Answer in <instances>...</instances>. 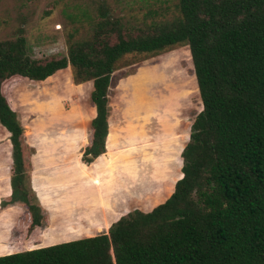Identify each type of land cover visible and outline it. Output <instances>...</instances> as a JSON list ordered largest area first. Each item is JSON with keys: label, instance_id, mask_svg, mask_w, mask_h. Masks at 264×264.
I'll use <instances>...</instances> for the list:
<instances>
[{"label": "trees", "instance_id": "16d2710c", "mask_svg": "<svg viewBox=\"0 0 264 264\" xmlns=\"http://www.w3.org/2000/svg\"><path fill=\"white\" fill-rule=\"evenodd\" d=\"M97 11L91 33L69 41L61 56L32 57L22 27L0 39V124L12 145L11 194L0 210L24 206L8 240L16 251L0 264H264V0H177L176 15L141 25L123 22L103 1ZM178 44L189 47L202 110L172 193L93 236L28 249L48 229V212L29 182L32 152L5 84L67 67L75 83L91 80L95 115L80 158L88 166L106 152L117 62Z\"/></svg>", "mask_w": 264, "mask_h": 264}, {"label": "rangeland", "instance_id": "374dc122", "mask_svg": "<svg viewBox=\"0 0 264 264\" xmlns=\"http://www.w3.org/2000/svg\"><path fill=\"white\" fill-rule=\"evenodd\" d=\"M100 1L131 25L178 13L177 0H0V39L13 38L22 27L32 57L64 55L69 41L91 33ZM5 85L24 128L23 145L32 152L29 182L35 171L38 178L33 176L31 186L48 209V229L43 233L47 241L90 235L92 221L108 217L97 228L106 229L120 213L149 210L182 176L181 152L202 110L187 44L126 54L117 62L107 92L108 149L92 171L80 159L95 115L91 80L75 83L67 67L45 80L22 78ZM0 130V148L8 158V131L1 125ZM113 152L131 154L135 160L131 174L119 169L123 163L105 167ZM2 156L0 194H5L9 185L2 176L8 163H2ZM48 157L53 162L45 164ZM14 209L9 206L0 212V254L8 251L3 241ZM64 224L65 231L60 226Z\"/></svg>", "mask_w": 264, "mask_h": 264}, {"label": "crops", "instance_id": "0c3cea01", "mask_svg": "<svg viewBox=\"0 0 264 264\" xmlns=\"http://www.w3.org/2000/svg\"><path fill=\"white\" fill-rule=\"evenodd\" d=\"M1 125V124H0ZM2 126V125H1ZM4 127V126H3ZM5 128V127H4ZM6 129V128H5ZM7 130V129H6ZM109 130H110V128H109V121H108V133H109ZM1 131V130H0ZM8 131V130H7ZM9 136H10V133H9V131H8V141H9V144H10V154H9V156H8V158L6 157V155H5V153H4V151H3V149H2V147L0 148V153L3 155L2 156V163L4 164V162L6 161V163H8L7 164V166H5L4 168H5V170H4V175L2 176V180L4 181V182H6V180H7V182H8V185H9V190H8V192H6L5 194H0V202H1V199L2 198H4V197H8L10 194H11V185H10V175H11V171H10V166H11V164H12V157H11V151H12V145H11V142H10V139H9ZM107 136H108V134H107ZM107 136H106V138H107ZM0 141H2V140H0ZM3 143V142H2ZM5 147H7V146H5ZM105 148H106V150L108 149L107 148V146H106V142H105ZM131 152V151H130ZM37 155V153L35 152L34 154H33V158L35 157ZM116 156V159L113 157V156ZM101 158H102V155H100V156H98V157H96L94 160H93V162L90 164V166H91V171H92V169L94 168L95 169V164H96V162H98V160H101ZM131 158H133L132 156H131V154H129V152H127L126 154H123V155H121V154H119V152H113V154H112V159H111V163L109 162V164H107V163H105L104 165H105V167L108 165H115V164H120V163H123V164H120V165H122V166H120V168L119 169H121L122 171H127V172H129L130 174L132 173L130 170L132 169L131 168V165H132V161H135L134 159L132 160ZM45 161L47 162V163H45V164H48V163H52L53 162V159H51V158H45ZM34 162H35V158H34ZM118 168V167H117ZM116 168V169H117ZM91 175V174H90ZM33 176H35L36 178H38L37 176H36V173H35V171H33V174H32V176H31V184H32V186H33ZM108 180V179H107ZM135 180L137 181V180H139V178L137 179V178H135ZM178 180V179H177ZM176 180V181H177ZM175 185V184H174ZM115 186H116V184H115ZM90 187H92V186H90ZM33 188V187H32ZM121 188V187H120ZM125 189V188H124ZM173 189H174V186H173V188H172V190H171V192H170V194L172 193V191H173ZM34 191H35V189H33ZM88 192V191H87ZM89 192H91V190L89 191ZM35 193H36V191H35ZM169 194V195H170ZM37 195V194H36ZM169 195H167L164 199H161V200H159L156 204H153L152 206H151V208L149 209V210H142V211H144V212H147V211H150L154 206H156L157 204H159V203H162V202H164L168 197H169ZM38 196V195H37ZM144 196V195H143ZM100 200L102 201L103 200V202H104V199L101 197L100 198ZM40 201V200H39ZM102 202V203H103ZM40 203H41V205L45 208V209H47L46 208V206L45 205H43L42 204V202L40 201ZM12 207H14L15 209H14V213H15V218H14V221L12 222V224L10 225V227H9V229H8V231H7V233H6V235H5V239H4V241H3V244L4 245H6L7 246V248H8V251H6V252H4V253H2V254H0V256L1 255H6V254H10V253H13V252H15L16 250L15 249H12L11 247H9V245H8V240H9V238H10V236H11V231H12V228L16 225V223H17V220H18V218L24 213V206H22L21 204H15V205H12ZM6 209V208H5ZM4 210V209H3ZM48 210V209H47ZM140 210V209H139ZM2 210H0V212H1ZM123 214H125L124 212L123 213H120L119 215H117L116 216V219L114 220L113 218L110 220V223L108 224V226H107V228L106 229H108V227H110V225L113 223V222H115L121 215H123ZM91 218V217H90ZM100 219V218H99ZM108 219V217L106 218V217H104V220H102V219H100V220H98V221H92V223H91V226H92V229H93V231H94V233H91L90 235H86L87 237H89V236H93L94 234H96L95 233V229L97 230V228H101L102 226H104V222L106 221ZM114 220V221H113ZM62 228H63V230L65 231V230H67V227H66V225L64 224V225H60ZM61 227H59V228H61ZM49 231H51V229L50 230H48V232ZM97 232V231H96ZM86 236H83V237H86ZM83 237H81V236H78V237H74V238H69V239H61V237H59L60 239H58L57 241H47V239H45V237H41V242L39 243V242H37L36 244H32V245H30L29 247H28V249H33V248H38V247H44V246H49V245H52V244H57V243H61V242H65V241H69V240H74V239H79V238H83Z\"/></svg>", "mask_w": 264, "mask_h": 264}]
</instances>
